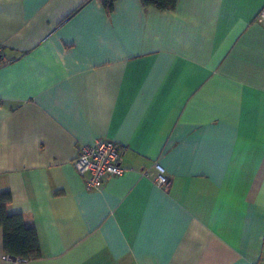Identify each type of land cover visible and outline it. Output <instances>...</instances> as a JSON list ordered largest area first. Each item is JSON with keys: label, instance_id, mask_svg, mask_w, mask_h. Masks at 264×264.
<instances>
[{"label": "crops", "instance_id": "1", "mask_svg": "<svg viewBox=\"0 0 264 264\" xmlns=\"http://www.w3.org/2000/svg\"><path fill=\"white\" fill-rule=\"evenodd\" d=\"M262 7L0 0V192L40 250L11 259L0 227V264H264ZM98 138L123 173L87 190Z\"/></svg>", "mask_w": 264, "mask_h": 264}, {"label": "built area", "instance_id": "2", "mask_svg": "<svg viewBox=\"0 0 264 264\" xmlns=\"http://www.w3.org/2000/svg\"><path fill=\"white\" fill-rule=\"evenodd\" d=\"M256 21L264 25V7L256 15ZM1 50L2 44L0 43V58L2 57ZM120 162L121 150L117 143L109 139L98 138L90 144L78 146L73 165L82 177L85 188L87 190H98L102 188L108 178L123 173ZM154 168V181L156 184L168 188L171 181L165 173V169L159 163H155Z\"/></svg>", "mask_w": 264, "mask_h": 264}, {"label": "trees", "instance_id": "3", "mask_svg": "<svg viewBox=\"0 0 264 264\" xmlns=\"http://www.w3.org/2000/svg\"><path fill=\"white\" fill-rule=\"evenodd\" d=\"M116 0H100L109 13ZM177 0H140L143 7L158 10H173ZM12 197L9 191L0 192V227L3 232V249L9 256L19 260H32L40 257L38 240L34 228L27 225L21 213H8L7 207Z\"/></svg>", "mask_w": 264, "mask_h": 264}]
</instances>
